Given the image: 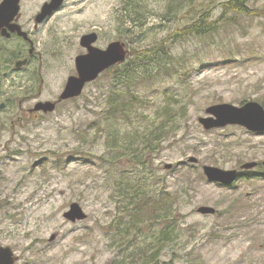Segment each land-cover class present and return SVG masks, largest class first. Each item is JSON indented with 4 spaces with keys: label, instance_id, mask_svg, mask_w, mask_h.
Wrapping results in <instances>:
<instances>
[{
    "label": "rangeland",
    "instance_id": "rangeland-1",
    "mask_svg": "<svg viewBox=\"0 0 264 264\" xmlns=\"http://www.w3.org/2000/svg\"><path fill=\"white\" fill-rule=\"evenodd\" d=\"M45 1H23L26 26ZM227 1L66 0L37 33L39 57L23 86L8 76L1 87L8 103L0 109V245L20 256L17 264H146L151 258L141 252L149 255L152 237L171 225L176 239L160 264H264V133L240 125L205 129L198 120L219 103L264 104V0H250L253 15L224 14ZM205 13L216 20V32L174 37ZM91 31L100 33L99 47L124 42L126 60L55 111L29 113L35 97L59 99L75 74V57L85 52L80 39ZM158 45L164 62L172 61L170 75L161 64L137 61L140 51ZM127 63L140 64L141 73L155 66L153 75H160L131 89L128 116L111 106L128 95L116 76L126 79ZM167 106L162 123L174 117L175 127L144 160L142 136ZM125 135L131 151L120 145ZM252 161L259 165L240 170ZM205 164L250 176L229 186L211 182ZM143 170L154 175V189L161 183L177 196L170 223H139L122 205L132 207ZM123 174L128 184L121 185ZM73 202L85 219L64 216ZM200 206L216 213L202 214Z\"/></svg>",
    "mask_w": 264,
    "mask_h": 264
},
{
    "label": "water",
    "instance_id": "water-1",
    "mask_svg": "<svg viewBox=\"0 0 264 264\" xmlns=\"http://www.w3.org/2000/svg\"><path fill=\"white\" fill-rule=\"evenodd\" d=\"M21 0H3L0 3V28L3 24L12 20L20 10ZM66 0H51L43 6L41 17L46 16L65 4ZM99 34L97 31L86 33L80 39V45L86 49L75 59L77 74L68 78L59 100L77 98L82 95L86 85L95 81L103 72L109 68L123 63L128 54L126 44L120 40L113 41L106 48L97 46ZM4 104L1 105L3 107ZM34 110L53 112L56 110V103L52 101L39 102ZM207 116H200L199 122L205 129L223 128L227 125H240L249 131L264 133V105L258 101H248L240 106L219 103L211 105L205 110ZM188 161L198 163L197 157L191 156ZM259 162H246L241 165L240 170L256 168ZM172 168L173 164L165 165ZM264 166V162H263ZM238 169H222L213 165H203V173L211 182H218L224 185H232L243 174ZM202 214H215L216 209L212 206H200L197 210ZM64 216L71 220H82L87 217L82 206L73 202L71 209L64 213ZM18 256L10 246L0 245V264H15Z\"/></svg>",
    "mask_w": 264,
    "mask_h": 264
},
{
    "label": "trees",
    "instance_id": "trees-1",
    "mask_svg": "<svg viewBox=\"0 0 264 264\" xmlns=\"http://www.w3.org/2000/svg\"><path fill=\"white\" fill-rule=\"evenodd\" d=\"M250 0H229L223 5L225 6L224 14H235V15H253L258 14L254 10L251 9L249 6ZM264 16V11L259 13ZM223 19V15H221L220 20ZM218 25L216 20H210V15L208 13H205L201 15L197 20L192 22L190 25L184 27L182 30H179L175 36H180V33L183 35H207L214 33L218 30ZM156 55L158 57L156 58ZM165 50L163 46H156L153 49H148L144 51H140L138 54L137 61L140 63H153L156 62L158 64H161L164 66L165 72L169 75L171 74V67L169 65L172 64V61L164 62L165 61ZM127 68L122 72V75L126 77V79H122L119 75H116L119 79L122 80L124 85H122L123 89L122 91L128 90V95L126 97L123 96V98L114 100L111 103L112 110L114 112L120 111L123 114L127 115V109L131 110L132 104L128 99L130 98L131 89L138 83H147L153 82L154 80L158 79L160 75H153V70L156 68L153 66L150 71H144L141 73L140 64H136L133 66L132 63H127ZM118 65H115L112 68H116ZM133 74L135 76H133ZM116 85V89H118ZM134 96V93H131ZM127 99V100H126ZM243 103V102H242ZM264 105V104H263ZM170 106L165 107L163 111H159L157 115V121L151 125L145 130L143 136H142V145L144 146V152L140 155L144 157V160L147 159L148 155L145 153L147 149L149 151L157 150L158 144L164 141L167 137L170 136V132L174 129V124L176 123L175 118L170 119V123L168 125H164L165 121L162 123V120L164 118V115L168 113ZM113 133H111L112 135ZM130 134V133H127ZM111 135H108L107 139H112ZM115 138H113L114 140ZM120 145L122 148L126 149L127 151H131V146L133 145V142L129 139L128 135H125L124 137H121L120 139ZM137 150L133 151V156H136ZM143 169L149 170L147 167H143ZM250 176V175H247ZM130 182V178L126 174H123V178L121 179V185ZM138 183V184H137ZM137 183L135 184V188H137L136 194L134 196V199L132 201V207H129L126 204L124 207L127 209V211L130 212V215L133 219H135L137 222L146 224L153 222L155 220H164L168 221V223L171 222V220L174 219L176 216V200L177 196L170 193V191L167 189V187L160 183L159 187H156L154 189V175L152 172L149 171V173H145V170H143V175L137 180ZM173 214H175L174 217ZM127 225L125 227V231L131 230L130 222L131 220L123 221ZM176 230L175 228L171 226H167L164 228V230L160 231L158 234H155L153 239V245L151 247L152 252L148 255L147 250L142 251L141 253L146 254L151 259L146 261V264H160L159 258L163 252V250L166 248V246L173 242L176 239ZM138 257H141L137 254ZM138 259H133L128 264H138Z\"/></svg>",
    "mask_w": 264,
    "mask_h": 264
},
{
    "label": "flooded vegetation",
    "instance_id": "flooded-vegetation-1",
    "mask_svg": "<svg viewBox=\"0 0 264 264\" xmlns=\"http://www.w3.org/2000/svg\"><path fill=\"white\" fill-rule=\"evenodd\" d=\"M2 1L3 0H0V3ZM23 1L24 0H21L20 2V10L16 14V16L12 20H10L8 23L3 24L0 28V101H1L0 109H4L8 103V100H3L1 98L2 96L1 87L3 83L2 78L8 77V76L15 77V78L18 77L19 83L21 84L20 86H23L24 82L26 81L27 71L31 67H34L39 57L38 46H37V33L40 32L43 29V27L52 19V17H54L64 6L63 5L59 9L52 11L51 13L47 14L44 17H41L40 15H41L44 4L51 0L45 1L43 5L41 6L40 10L34 15V17L31 18L32 23L28 27L26 26V14L23 13ZM33 18H34V21H32ZM98 34H99V39H100V33L98 32ZM103 48H106V47H103ZM83 49L86 52V49L85 48ZM84 53H81V54H84ZM74 73L77 74L76 66H75ZM70 76H72V74L69 75L68 78ZM72 99H75V98H72ZM72 99H67V100H72ZM32 100H36L35 106L39 102L52 101L56 103V108L58 106V103L67 101V100L60 101L59 99L57 101L49 100V99L39 100V96L33 98ZM2 104H4L3 107H1ZM28 112L31 113L32 115L33 114L36 115V117H39L40 115L44 113L43 110H34L33 108H29ZM245 175L243 173L241 176H245ZM17 256L19 257L17 262H19L20 256L19 255ZM17 262L15 264H17Z\"/></svg>",
    "mask_w": 264,
    "mask_h": 264
}]
</instances>
